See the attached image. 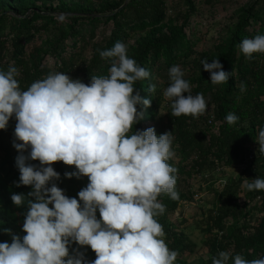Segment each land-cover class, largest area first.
Listing matches in <instances>:
<instances>
[{"label":"clouds","instance_id":"clouds-1","mask_svg":"<svg viewBox=\"0 0 264 264\" xmlns=\"http://www.w3.org/2000/svg\"><path fill=\"white\" fill-rule=\"evenodd\" d=\"M238 47L247 59L264 54V34L245 38ZM98 51L111 64L106 76L93 75L90 84L54 72L22 89L15 66L0 70V130L15 118L16 187L32 189L10 197L15 206L27 209L26 234L22 240L12 235L11 243L0 242V264H175L178 252L168 247L157 220L166 211L161 194L179 200L178 169L169 163L175 157L174 137L172 132L157 136L153 127L134 130L142 119L138 105L152 103L141 98L134 84L150 73L128 56L127 45L117 41ZM201 65L212 84L229 79L218 59ZM168 76L163 96L170 101L171 115H203L205 97L191 94L181 67L172 66ZM239 87L242 93L247 90L243 82ZM155 91L149 85L148 92ZM225 119L229 125L238 121L231 112ZM255 142L264 155V128ZM58 162L77 170L66 172L65 178H88L78 199L57 186L61 177L53 165ZM242 187L264 191V179H244ZM84 248L95 253L94 260L86 259ZM230 258L232 264H264V257L247 260L231 251H220L212 264H229Z\"/></svg>","mask_w":264,"mask_h":264},{"label":"trees","instance_id":"trees-1","mask_svg":"<svg viewBox=\"0 0 264 264\" xmlns=\"http://www.w3.org/2000/svg\"><path fill=\"white\" fill-rule=\"evenodd\" d=\"M125 1L0 0V70L6 72L9 66H15L20 73L18 80L22 89L54 72H63L72 79L90 84L91 76H106L111 64L110 60L99 56L98 50L110 49L117 41L122 42L123 38L131 36V32H139L140 36L128 50V56L150 73L148 78L137 81L134 88L139 91L142 99L150 98L152 103L150 107L138 105L142 119L134 126V130H146L149 127L145 123L149 121L154 123L151 127L155 129L157 136L172 132L174 137L175 147H172L175 148L178 161L175 163L171 160L169 163L178 169L175 190L179 194V200H172L168 195L161 194L158 199L165 205L166 211L157 220L163 226L168 247L178 252L175 264H187L183 255L185 252L192 253L194 245L187 240L179 223H174L172 217L183 202L192 199L193 193L183 183L206 165L231 167L243 163L244 167H241L242 176L237 180L226 183L220 191L211 190L213 214L208 213L205 232L216 233L206 242L209 257L202 264H212L213 258L220 251L230 250L233 257L240 254L247 260L264 257V220L261 219L259 226L247 234L244 233L243 225H237L241 218L248 216L245 205L238 201V186L244 179H264V155L258 152L259 145L255 142L259 129L264 128V54L255 53L251 59H247L240 52V57L237 60L234 58L236 52L240 51L238 46L243 39L264 34L263 26L251 28L257 22L259 11L254 5L241 9L230 37L215 45L212 50L198 52L192 58V44L186 46L189 42L185 43L182 27L163 31V0H128L122 6ZM190 14L191 11L183 15L185 26ZM61 15L66 17L63 22L59 20ZM101 23H111V33L102 41L92 44L91 56L87 62H79V55L76 53H67V59L60 58L62 52L76 45V42L67 45L70 38L81 35L85 30L93 37L97 25ZM50 25L54 27L55 33L41 43L48 47H34L29 53H25V43ZM86 25L88 28H84ZM7 42H10V47L6 45ZM10 52L3 62V54ZM42 54L55 58V63L59 60L58 65H42ZM180 54L183 58L181 64L187 68L188 75L184 79L191 86V94H203L207 109L211 107L212 115L208 111L207 115L212 120L202 119V115L172 116L169 101L165 116L160 117L162 122L166 120V125H160V120L156 117L162 110L161 91L156 88L154 93H149L148 88L152 84L157 86L158 79L162 80L159 74L162 67L169 71L179 62ZM216 59L223 66L222 70L230 74L227 82L222 84H212L210 73L201 65L202 60L211 63ZM241 82L247 89L243 93L239 87ZM230 112L238 117V121L232 125L225 119ZM214 121L220 122L217 134L210 130ZM15 123V118H12L6 129L0 130V242L8 243H11L12 235L19 236L22 240L26 234L22 226L27 209L15 206L10 197L13 193L27 195L32 190L28 186L16 187L20 173L16 166L19 153L13 147ZM249 154L251 159H248ZM29 163L39 164L38 161ZM53 167L61 177L56 181L57 186L69 198L78 199L77 194L87 186L88 178H65L66 172L77 170L62 162ZM248 196L252 199L259 198L261 211H264V191H248ZM97 218L99 219L98 210ZM227 220L232 223L226 225ZM5 229L10 232H5ZM76 247L75 244L72 245V248ZM80 250L85 253L88 261L95 259V253L90 248ZM229 264H232L231 258Z\"/></svg>","mask_w":264,"mask_h":264},{"label":"rangeland","instance_id":"rangeland-1","mask_svg":"<svg viewBox=\"0 0 264 264\" xmlns=\"http://www.w3.org/2000/svg\"><path fill=\"white\" fill-rule=\"evenodd\" d=\"M165 5V19L162 23L163 31L169 28L182 27L185 33V43L186 46L192 44V50L194 54L192 58L198 52L210 51L218 43L226 41L230 37L232 28L236 24L237 15L241 9L254 5V8L258 10L257 22L252 24L251 28H258L259 26L264 27V0H163ZM125 3V2H124ZM191 14L188 18V23H183V15ZM84 28H88L87 25ZM112 24H99L95 29L93 37H90V33L85 30L81 35L70 38L68 41V46L71 43L76 42V45L71 49L68 48L66 52L61 53V59H67L69 55L67 53H76L79 55V62H87L91 56V46L95 42H100L104 38L108 37L111 33ZM55 33L54 27L50 25L48 29L42 31L33 37L32 40L26 42L24 45V52L29 53L34 47H42L46 49L47 45H42L47 38H51ZM139 32H131V36L123 38L128 50L133 46L134 41L140 36ZM83 37V39H82ZM42 43V44H41ZM6 45L10 47V42ZM8 54H3V62H5L6 56ZM71 54V55H72ZM240 51L236 52L235 60L240 57ZM42 65L53 66L55 63V58L48 54H42ZM179 65L184 72V77L188 75L187 68L184 67L182 63L181 54L179 55ZM10 61V60H9ZM12 63V61H10ZM189 72V71H188ZM156 73V71H155ZM236 71H234V74ZM162 80L158 79V84L156 86L157 90L161 91L162 95V107L156 117L160 120V125H166V120L162 122L161 115L165 116L166 108L169 103L163 96L165 88L169 85L168 70L162 67L160 73ZM158 75V73H157ZM158 78V76H156ZM207 111L211 114V107L206 110V113L202 115V119L212 120ZM208 116V118L206 117ZM214 124L210 127L212 133H218V125L220 122H213ZM147 127L154 125L153 122L147 121L145 123ZM173 146V145H172ZM175 147V146H173ZM175 152V148H173ZM175 163L178 161V157L175 152V157L172 159ZM243 169L240 164L237 163L231 167L227 166H210L206 165L201 168L197 174H193L191 179H186L183 183L185 188L190 189L192 194V199L188 202H183L174 213L172 220L174 223H179V228L186 235L187 240L194 245L193 252H185L183 258L186 260L187 264H202L209 257L208 246L206 242H209L211 238L214 237L216 232L207 233L205 232V222L208 219V213L213 214V192L211 190H222L226 183L233 182L242 176ZM243 183V182H242ZM242 183L237 188L238 201L244 204L246 210H248V216L246 218H241L237 223L238 226H244V233H252L256 227L259 226L261 219L264 220V211H261L260 199H252L248 196V191L242 187ZM183 220L184 222H180ZM231 220L225 222L226 225H230ZM230 251V250H229Z\"/></svg>","mask_w":264,"mask_h":264},{"label":"built area","instance_id":"built-area-1","mask_svg":"<svg viewBox=\"0 0 264 264\" xmlns=\"http://www.w3.org/2000/svg\"><path fill=\"white\" fill-rule=\"evenodd\" d=\"M252 158V156H251V154H249L248 155V159H251ZM240 167H244V164L242 163V164H240Z\"/></svg>","mask_w":264,"mask_h":264},{"label":"water","instance_id":"water-1","mask_svg":"<svg viewBox=\"0 0 264 264\" xmlns=\"http://www.w3.org/2000/svg\"><path fill=\"white\" fill-rule=\"evenodd\" d=\"M127 1H128V0H126L125 3H124L122 6H124V5L127 3Z\"/></svg>","mask_w":264,"mask_h":264}]
</instances>
